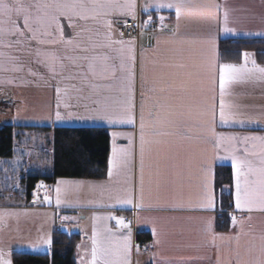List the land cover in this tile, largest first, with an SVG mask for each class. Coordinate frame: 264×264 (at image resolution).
<instances>
[{
    "label": "snow or ice",
    "instance_id": "obj_1",
    "mask_svg": "<svg viewBox=\"0 0 264 264\" xmlns=\"http://www.w3.org/2000/svg\"><path fill=\"white\" fill-rule=\"evenodd\" d=\"M156 8L174 10L176 25L164 40L158 59L138 61L135 41L114 34L113 17L135 19V0H0V71L20 72L19 56L27 52L53 79L56 122L88 119L113 131L107 171L109 199L120 205L156 212L195 213L215 207L217 161H230L234 207L246 219L231 217L234 233L214 231L212 220L200 221L201 248L215 249V264H264V223H253V213L264 214V135H225L219 124L238 123L239 106L229 103L233 85L264 81V67L244 52L243 63H220L217 33L235 34L229 12L202 0H159ZM215 7V32L211 10ZM147 11V6L145 7ZM160 17L161 31L165 30ZM149 16L145 26L151 24ZM183 24V27H182ZM66 28L72 33H66ZM5 62L13 67L9 69ZM28 74L38 73L28 68ZM65 81L69 83H64ZM211 95H208V93ZM75 99L76 103L70 101ZM83 108L80 116L75 109ZM47 119H52L50 115ZM255 121L249 120V123ZM126 144L118 143L119 140ZM83 182L60 180L55 187L57 206ZM45 187L42 183L37 188ZM99 187H106L101 184ZM231 192V189H229ZM103 195V193L101 194ZM44 200L50 202L47 194ZM35 202V201H34ZM65 220L68 217H64ZM118 225L126 226L123 218ZM195 226L197 217L169 216ZM94 224L91 257L82 264H131V244L111 239L112 230ZM157 243L160 240L157 239ZM44 243L51 244V239ZM0 264H12L0 253Z\"/></svg>",
    "mask_w": 264,
    "mask_h": 264
},
{
    "label": "crops",
    "instance_id": "obj_2",
    "mask_svg": "<svg viewBox=\"0 0 264 264\" xmlns=\"http://www.w3.org/2000/svg\"><path fill=\"white\" fill-rule=\"evenodd\" d=\"M157 2L159 0H135V19L131 16L113 17L114 34L118 36L127 20L136 22L137 17L140 16L143 30L139 37L135 35L123 36L126 41H135L138 61L141 52L146 53V60L149 62L152 59H158L159 56L156 55L158 52V40L161 41L159 51H162L166 47L163 43L164 40L171 35L168 29H174L176 25L174 10L167 8L158 9L155 7ZM202 2L219 4L221 6V17L223 10H228L230 27L236 29L235 34L217 33V55L220 63H226L220 60L219 45L221 39L264 38V0H202ZM146 6L147 11H145ZM149 16L158 20V25L155 29L149 28V24L145 26ZM161 16L165 18L163 25L166 27L163 32L161 31ZM215 17L216 9L213 7L210 19L214 32ZM72 31V29L66 28V33L71 34ZM149 36H151V39H148ZM0 51L7 50L0 49ZM248 53L251 54L249 67L252 66V60L264 67V64L256 61L251 52ZM12 54L19 56L17 63L22 64L24 70L20 72L11 70L0 71V127L12 124L27 128L23 129L24 135L18 140L16 149L19 154L10 159H0V168L3 171L11 169L10 163H13L14 160L19 162L18 158L22 154L23 160L21 159L19 162L23 165L22 171L28 172L32 170L42 174L49 173V171L43 172L42 168L45 167V161L48 163L52 157V137L51 140H45L44 137L52 135V133L50 132L51 130H44V128L53 126H98L108 128L110 153L106 172L102 178H58L51 190L48 189L47 195L50 198V202L44 200V202L39 203L35 199L34 193L31 201H26L22 196L17 199L20 196L19 193H13L12 190L2 191L0 186V253L6 254L11 261V254L15 251L49 253L51 244L44 243V240L50 238L52 243L54 231L58 228L56 226V218L60 215L63 231L80 235V240L74 253L76 264H82V258L85 262L90 260L94 224L101 231L104 238H108V234L103 232L105 226L112 230L111 239L122 243L125 237L128 238L131 244V264H215V249L199 247L203 239V233L199 230V222L210 219L213 222L215 232L224 234L235 232L232 226L228 231H216L215 221L218 213L216 194L215 207L213 209L195 213L141 210L133 207V205L117 204L114 198L109 199L108 191L114 187L107 185V171L112 151L111 133L113 131L129 132L133 131V129L130 126L110 127L104 122L88 119L72 118L56 122L54 118L55 88L57 86L62 87L63 84L58 85L57 79H53L45 67L35 63L34 57L28 55L27 52H12ZM241 63H243V58L235 64ZM5 66L11 69L13 64L5 62ZM28 68H32L38 75H29ZM64 83L69 82L65 81ZM230 91L231 95L226 97V100L239 106L241 115L238 119L244 120L245 123L240 125L230 122L226 125H221L217 119L216 132L240 136L264 135V81L252 80L247 83L236 84L232 86ZM208 95H211V93L209 92ZM70 102L76 103L75 99ZM75 112L80 116L87 115L83 108H77ZM50 115L52 119H47ZM249 120L255 122L249 123ZM36 138H40V141L36 140ZM42 140L45 141L44 144H42ZM123 141L121 139L118 143L126 144V141ZM217 165L230 166V161H217L214 165V170ZM60 180L83 182V184L78 189L73 187L67 196L62 197L66 202L57 206L55 187ZM101 184L106 185V187H99ZM39 189L37 188L35 191L37 197ZM102 193L103 195H101ZM187 215L197 217L195 226L181 219L176 221L160 219L161 217H182ZM233 215L238 220L246 219V214L237 211L235 207L231 217ZM252 215L254 224L260 225L264 223V214L253 213ZM97 216L123 218L126 226L118 225L116 219L95 221L94 217ZM64 217H68V219L65 220ZM130 219L135 220L134 225L138 232L149 234L151 242L146 245L138 244L133 247ZM157 239L160 240V243L156 242ZM138 246L141 252L139 257L135 253Z\"/></svg>",
    "mask_w": 264,
    "mask_h": 264
},
{
    "label": "trees",
    "instance_id": "obj_3",
    "mask_svg": "<svg viewBox=\"0 0 264 264\" xmlns=\"http://www.w3.org/2000/svg\"><path fill=\"white\" fill-rule=\"evenodd\" d=\"M244 52H251L258 63L264 64V38L220 40L219 53L222 62L237 63L242 60ZM24 128L27 127L12 124L0 127V159H10L19 154L16 147L18 140L24 135ZM44 130H51L52 133V171L45 174L32 170L21 172L17 176L18 189H12L13 193H19L26 201H31L40 183L51 186L58 178L100 179L105 175L110 153L108 128L53 126ZM21 159L23 160L22 154L19 161ZM10 184L11 182L2 191L11 190L14 184ZM214 187L218 210L215 229L218 232L228 231L232 226L231 213L234 210L231 166H216ZM137 237L139 240L151 242L148 233L139 232ZM79 240V234L56 229L49 253L15 251L11 254V259L13 264H76L74 253Z\"/></svg>",
    "mask_w": 264,
    "mask_h": 264
},
{
    "label": "rangeland",
    "instance_id": "obj_4",
    "mask_svg": "<svg viewBox=\"0 0 264 264\" xmlns=\"http://www.w3.org/2000/svg\"><path fill=\"white\" fill-rule=\"evenodd\" d=\"M51 137H52V135H48V136H45L44 137V139L45 140H51ZM36 140H38V141H40V138L38 139V138H36ZM45 143V141L44 140H42V144H44ZM38 146H39V144H37ZM36 145V146H37ZM18 160H19V158H18ZM26 161V160H25ZM20 162V161H19ZM19 162H17V161H13V163H10V166H11V169H7V170H5V171H3V169L2 168H0V178L1 177H3V179L2 180H0V185H2L1 186V188L2 189H5V188H8V186H9V182H11V184H14L13 186H16V188H18L17 187V185H18V183H17V176H20V171L21 172H23V173H26L25 172V170H23L22 171V166L23 165H21V163H19ZM45 167H43L42 168V171L43 172H47V171H52V168H53V161H52V157L50 158V161L47 163L46 161H45ZM19 165H20V167H19ZM49 166V167H48ZM30 167V166H29ZM14 177H16V178H14ZM13 178V179H12ZM6 179L8 180V181H6ZM9 180H11V181H9ZM6 181V182H5ZM10 184V185H11ZM4 185V186H3ZM11 187V190L12 189H16L15 187ZM53 186V184L50 186V190H51V187ZM34 196H35V199L37 200V194H36V192H34ZM21 196H19L17 199H19ZM15 200H16V198H15ZM38 202L40 203V202H44V201H40V200H38ZM41 204H43V203H41ZM47 251V250H46ZM136 255H138V257H139V253H141L140 252V247L138 246V248H137V250H136ZM3 254V253H2ZM3 256L6 258V259H8L7 258V256H6V254H3Z\"/></svg>",
    "mask_w": 264,
    "mask_h": 264
},
{
    "label": "built area",
    "instance_id": "obj_5",
    "mask_svg": "<svg viewBox=\"0 0 264 264\" xmlns=\"http://www.w3.org/2000/svg\"><path fill=\"white\" fill-rule=\"evenodd\" d=\"M157 24V21H153L152 24H151V27H155ZM141 32V26H140V21H139V18L137 20V22L135 23L134 21L132 20H129V21H126L124 27L122 28V33H124V36H130V35H135V36H138ZM43 192H46V189L43 188L42 189ZM41 198H44V196H41ZM57 222L59 223L60 222V218L58 217L57 218ZM133 240L135 242V239H136V233H135V230L133 229ZM144 243V242H142Z\"/></svg>",
    "mask_w": 264,
    "mask_h": 264
},
{
    "label": "water",
    "instance_id": "obj_6",
    "mask_svg": "<svg viewBox=\"0 0 264 264\" xmlns=\"http://www.w3.org/2000/svg\"><path fill=\"white\" fill-rule=\"evenodd\" d=\"M148 39H151V36H149ZM123 142H124V141H123Z\"/></svg>",
    "mask_w": 264,
    "mask_h": 264
}]
</instances>
